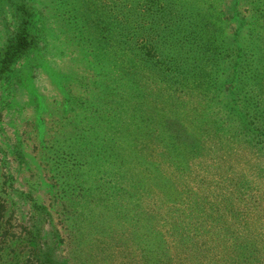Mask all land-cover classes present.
I'll list each match as a JSON object with an SVG mask.
<instances>
[{
	"label": "trees",
	"instance_id": "obj_1",
	"mask_svg": "<svg viewBox=\"0 0 264 264\" xmlns=\"http://www.w3.org/2000/svg\"><path fill=\"white\" fill-rule=\"evenodd\" d=\"M146 4L165 13L163 50L145 27L144 49L86 28V47L115 60L100 66L98 98L76 94L36 158L20 138L0 141V264H264V0ZM116 16L121 28L133 17ZM34 45L16 34L0 83Z\"/></svg>",
	"mask_w": 264,
	"mask_h": 264
},
{
	"label": "rangeland",
	"instance_id": "obj_2",
	"mask_svg": "<svg viewBox=\"0 0 264 264\" xmlns=\"http://www.w3.org/2000/svg\"><path fill=\"white\" fill-rule=\"evenodd\" d=\"M17 7H24L26 15L16 13ZM118 11L133 16L123 21L122 28L116 21ZM164 15L161 10L154 13L146 0H87L70 7L65 0H1L0 55L22 30L27 31L35 45L16 60L11 72L0 83V141L5 144L8 139L20 138L26 155L36 158L34 150L40 145L44 126L49 128L58 121L63 127L74 117L71 100L76 94L83 102L89 98L87 94L98 98L97 85L102 78L97 75L100 66L115 60L113 55L110 60H104L86 47L91 33L86 28L95 32L91 34L93 41L106 29L113 37L123 31V40L135 45L145 27L146 45L152 44L163 50ZM107 46L113 54L115 41ZM137 47L144 49L141 44ZM167 62L163 57L165 76L170 69ZM93 81L96 82L91 87ZM161 93L163 95V90ZM31 173L36 172L20 176L19 184H16L18 189H26L22 179ZM1 174L0 171V177ZM9 209L15 218L14 225L18 227L23 208L13 199Z\"/></svg>",
	"mask_w": 264,
	"mask_h": 264
}]
</instances>
